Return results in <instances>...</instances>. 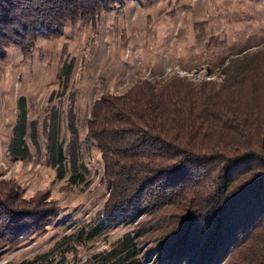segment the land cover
Wrapping results in <instances>:
<instances>
[{
  "label": "trees",
  "instance_id": "1",
  "mask_svg": "<svg viewBox=\"0 0 264 264\" xmlns=\"http://www.w3.org/2000/svg\"><path fill=\"white\" fill-rule=\"evenodd\" d=\"M130 1L149 0H0V64L9 44L25 57L38 37ZM70 70L62 60L54 77L65 81ZM218 77L140 78L100 93L84 139L99 152L104 200L91 222L14 264H59L77 246L130 223L86 261L141 264L151 255L154 264H264V44L229 57ZM71 104L69 96L64 144L55 110L40 122L45 163L56 178L66 174L64 188L88 173ZM16 108L6 151L24 160L26 137L36 145L34 122H26L23 96ZM59 210L46 190L22 195L12 178L0 177V250L43 230Z\"/></svg>",
  "mask_w": 264,
  "mask_h": 264
},
{
  "label": "rangeland",
  "instance_id": "2",
  "mask_svg": "<svg viewBox=\"0 0 264 264\" xmlns=\"http://www.w3.org/2000/svg\"><path fill=\"white\" fill-rule=\"evenodd\" d=\"M263 44L264 0L130 1L91 20L65 24L54 36L38 37L25 57L17 45L9 44L0 64V177L12 178L22 195L46 190L60 210L43 230L4 246L0 264H14L47 250L54 239L85 226L95 216L107 189L101 179L99 152L84 139V123L100 93H118L140 78L170 74L198 81L209 73L218 80L220 66L229 57ZM62 60L71 63L65 81L54 77ZM20 96L25 101L26 122H34L36 139L32 145L26 137L30 156L24 160L12 158L6 151ZM69 96L79 159L88 173L78 184L64 188L66 174L56 178L45 163L40 122L48 110H55L64 144ZM133 224L111 227L104 236L65 254L59 264H94L86 260ZM141 264H154L152 256L142 257Z\"/></svg>",
  "mask_w": 264,
  "mask_h": 264
},
{
  "label": "built area",
  "instance_id": "3",
  "mask_svg": "<svg viewBox=\"0 0 264 264\" xmlns=\"http://www.w3.org/2000/svg\"><path fill=\"white\" fill-rule=\"evenodd\" d=\"M180 75H187V74H180ZM214 77H215V76H212V75L209 74V73H208V76H207V74H205V78H206V79H214ZM215 78H216V77H215ZM218 78H219V77H218ZM218 78H217V79H218Z\"/></svg>",
  "mask_w": 264,
  "mask_h": 264
}]
</instances>
